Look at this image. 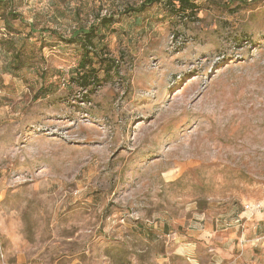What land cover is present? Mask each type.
<instances>
[{"label": "rangeland", "instance_id": "374dc122", "mask_svg": "<svg viewBox=\"0 0 264 264\" xmlns=\"http://www.w3.org/2000/svg\"><path fill=\"white\" fill-rule=\"evenodd\" d=\"M142 1L0 0V264H264V0Z\"/></svg>", "mask_w": 264, "mask_h": 264}, {"label": "trees", "instance_id": "16d2710c", "mask_svg": "<svg viewBox=\"0 0 264 264\" xmlns=\"http://www.w3.org/2000/svg\"><path fill=\"white\" fill-rule=\"evenodd\" d=\"M196 0H143L136 6H130L126 8L125 12L139 13L143 11L146 6L154 3H164L172 11H177L182 14L194 13L197 9ZM110 16L99 17L95 24H91L87 29L79 28L74 31L68 42L77 41L82 47V54L78 62V69L75 75L71 79L77 81V85L81 90L86 92H92L96 86L100 85V77L95 74V68L91 65V61L94 58H98L99 61L106 63L108 69H112L114 66V60L103 58V53L97 51L94 46V37L96 36L97 29L100 30L101 26H107L111 22ZM101 35V34H100Z\"/></svg>", "mask_w": 264, "mask_h": 264}]
</instances>
